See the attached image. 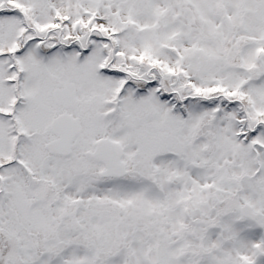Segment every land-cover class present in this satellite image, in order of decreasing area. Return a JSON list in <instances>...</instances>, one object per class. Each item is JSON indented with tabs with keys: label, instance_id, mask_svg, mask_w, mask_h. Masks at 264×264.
I'll return each mask as SVG.
<instances>
[{
	"label": "snow or ice",
	"instance_id": "6c2138e0",
	"mask_svg": "<svg viewBox=\"0 0 264 264\" xmlns=\"http://www.w3.org/2000/svg\"><path fill=\"white\" fill-rule=\"evenodd\" d=\"M0 264H264V0H0Z\"/></svg>",
	"mask_w": 264,
	"mask_h": 264
}]
</instances>
